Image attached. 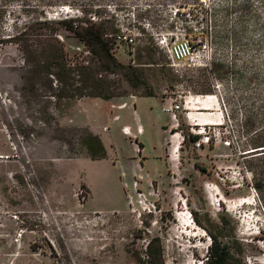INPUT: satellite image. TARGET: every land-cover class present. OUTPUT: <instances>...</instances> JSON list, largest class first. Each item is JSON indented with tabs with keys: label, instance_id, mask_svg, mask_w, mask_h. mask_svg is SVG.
<instances>
[{
	"label": "rangeland",
	"instance_id": "374dc122",
	"mask_svg": "<svg viewBox=\"0 0 264 264\" xmlns=\"http://www.w3.org/2000/svg\"><path fill=\"white\" fill-rule=\"evenodd\" d=\"M0 4V264H143L152 237L160 264H209L210 231L230 264H264V0ZM44 18L71 58L89 47L60 21L101 22L154 94L56 102L9 37L38 41ZM183 40L193 50L171 65L165 44Z\"/></svg>",
	"mask_w": 264,
	"mask_h": 264
},
{
	"label": "trees",
	"instance_id": "16d2710c",
	"mask_svg": "<svg viewBox=\"0 0 264 264\" xmlns=\"http://www.w3.org/2000/svg\"><path fill=\"white\" fill-rule=\"evenodd\" d=\"M3 5L0 4L2 12ZM73 21L75 19L70 18L60 22L66 28L73 30L76 36L89 47V58H71L67 55L64 43L56 35L60 26H56L55 20L47 18L42 20V23L47 25L38 41L29 40L25 36L26 29L9 36L17 42L19 51L28 62L30 72L36 74L41 71L54 78L56 88L50 94L56 102L87 96L110 99L129 92L137 95L154 94L153 89L146 83L142 68L130 63H122L113 55L112 40L101 22L89 21L82 24L73 23ZM3 40L0 39V41ZM125 84L133 90H128ZM137 89L140 91L136 92ZM193 136L198 137L197 134ZM79 139L81 146L85 147L91 158L105 156V147L97 134L82 132ZM261 141L253 144V147L264 146V137ZM260 150L264 151V148ZM209 233L211 243L207 256L208 263L230 264L229 249L215 233L211 231ZM156 241L157 238L154 237L147 240L142 258L143 264H160L161 247Z\"/></svg>",
	"mask_w": 264,
	"mask_h": 264
},
{
	"label": "built area",
	"instance_id": "2783aa9c",
	"mask_svg": "<svg viewBox=\"0 0 264 264\" xmlns=\"http://www.w3.org/2000/svg\"><path fill=\"white\" fill-rule=\"evenodd\" d=\"M115 37L118 39L124 38L126 42L131 45L135 43V33L131 32L130 30L128 31L122 30L120 32H117L115 34ZM165 45H166L167 56L170 60L171 65H175L179 62V60L188 57L193 50L192 44L188 40L178 41L175 44H171V45L166 43ZM179 107H180L179 104H174L173 109H178ZM147 208L149 209V206H147ZM146 243L144 244V248ZM142 254H144V249L142 251Z\"/></svg>",
	"mask_w": 264,
	"mask_h": 264
},
{
	"label": "crops",
	"instance_id": "0c3cea01",
	"mask_svg": "<svg viewBox=\"0 0 264 264\" xmlns=\"http://www.w3.org/2000/svg\"><path fill=\"white\" fill-rule=\"evenodd\" d=\"M212 119H219L221 116L220 114H214L213 116H210Z\"/></svg>",
	"mask_w": 264,
	"mask_h": 264
},
{
	"label": "water",
	"instance_id": "95a60500",
	"mask_svg": "<svg viewBox=\"0 0 264 264\" xmlns=\"http://www.w3.org/2000/svg\"><path fill=\"white\" fill-rule=\"evenodd\" d=\"M261 148H264V146H262Z\"/></svg>",
	"mask_w": 264,
	"mask_h": 264
}]
</instances>
